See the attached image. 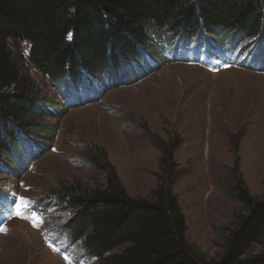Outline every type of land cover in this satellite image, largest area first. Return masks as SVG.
<instances>
[{
  "label": "rangeland",
  "instance_id": "rangeland-1",
  "mask_svg": "<svg viewBox=\"0 0 264 264\" xmlns=\"http://www.w3.org/2000/svg\"><path fill=\"white\" fill-rule=\"evenodd\" d=\"M11 45L28 62L29 43ZM141 49L119 71L94 74L118 76L105 86L88 80L58 88L30 70L51 110L27 129L25 159L12 157L22 173L9 167L0 174V191L28 202L0 226V264H98L73 240L66 228L72 212L56 198L105 189L109 166L134 199L171 183L187 241L209 260L242 213L239 182L253 196L264 193V38L162 34ZM31 143L46 150L33 157Z\"/></svg>",
  "mask_w": 264,
  "mask_h": 264
},
{
  "label": "trees",
  "instance_id": "trees-1",
  "mask_svg": "<svg viewBox=\"0 0 264 264\" xmlns=\"http://www.w3.org/2000/svg\"><path fill=\"white\" fill-rule=\"evenodd\" d=\"M237 32L248 41L264 38V0H0V174L9 167L22 173L12 157L22 154L27 129L36 127L42 110H51L30 70L58 88L88 80L105 86L118 76L94 74L131 64L155 35ZM11 42L29 43L28 62L12 53ZM29 146L33 157L46 150ZM108 170L105 189L56 198L59 209L72 212L66 228L73 240L98 264H264V193L253 196L239 182L242 213L221 254L209 260L187 241L171 176L150 198L134 199L114 167Z\"/></svg>",
  "mask_w": 264,
  "mask_h": 264
},
{
  "label": "snow or ice",
  "instance_id": "snow-or-ice-1",
  "mask_svg": "<svg viewBox=\"0 0 264 264\" xmlns=\"http://www.w3.org/2000/svg\"><path fill=\"white\" fill-rule=\"evenodd\" d=\"M28 206V202L25 200V198L21 197L20 198V202L17 204V208L19 209V211H17V215H22V212L24 209H26ZM37 222H39L37 220ZM0 231H4L3 228H0Z\"/></svg>",
  "mask_w": 264,
  "mask_h": 264
}]
</instances>
